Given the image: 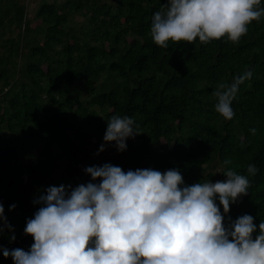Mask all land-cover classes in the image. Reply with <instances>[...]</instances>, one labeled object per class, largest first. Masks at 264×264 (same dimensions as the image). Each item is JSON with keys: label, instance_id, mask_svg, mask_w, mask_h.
<instances>
[{"label": "trees", "instance_id": "16d2710c", "mask_svg": "<svg viewBox=\"0 0 264 264\" xmlns=\"http://www.w3.org/2000/svg\"><path fill=\"white\" fill-rule=\"evenodd\" d=\"M165 3L40 0L29 18L21 0H0V203L12 225L0 219V264H14L5 247L34 242L24 228L40 207L36 196L86 183L85 168L105 162L125 171L178 167L187 184L224 180L231 167L251 183L225 224L245 213L257 225L264 219V15L238 42L197 37L165 47L150 31ZM246 69L253 75L227 119L214 90ZM113 114L133 116L141 129L124 151L104 140Z\"/></svg>", "mask_w": 264, "mask_h": 264}, {"label": "clouds", "instance_id": "9594fccd", "mask_svg": "<svg viewBox=\"0 0 264 264\" xmlns=\"http://www.w3.org/2000/svg\"><path fill=\"white\" fill-rule=\"evenodd\" d=\"M259 4L260 0H167L153 14L151 35L165 47L169 41L192 42L197 37L203 42H238L249 24L264 15ZM252 75L246 69L231 83H219L215 110L231 119L239 87ZM139 133L133 116L113 114L104 140L124 151L127 139ZM105 147L101 144L100 151ZM85 171L92 177L86 183L50 185L36 196L34 203L40 207L24 228L34 242L28 250L5 247V257L11 256L14 264H264V219L257 225L254 216L245 213L234 220L229 216L225 224L231 204L248 194V175L228 167L224 180L187 184L178 167L125 171L105 162ZM247 171L255 174L259 169L250 163ZM0 219L12 227L3 203Z\"/></svg>", "mask_w": 264, "mask_h": 264}, {"label": "rangeland", "instance_id": "374dc122", "mask_svg": "<svg viewBox=\"0 0 264 264\" xmlns=\"http://www.w3.org/2000/svg\"><path fill=\"white\" fill-rule=\"evenodd\" d=\"M21 1L27 5L29 18H33L37 8L40 6V0H21Z\"/></svg>", "mask_w": 264, "mask_h": 264}]
</instances>
